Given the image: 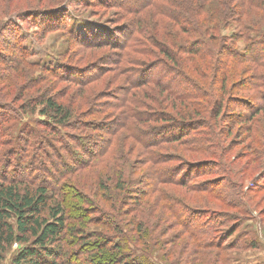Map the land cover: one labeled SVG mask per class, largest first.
I'll use <instances>...</instances> for the list:
<instances>
[{"label": "trees", "instance_id": "obj_1", "mask_svg": "<svg viewBox=\"0 0 264 264\" xmlns=\"http://www.w3.org/2000/svg\"><path fill=\"white\" fill-rule=\"evenodd\" d=\"M154 1L106 0L103 5L131 15L141 13ZM157 1L161 3L157 12L161 17L157 21V34H152L149 24L143 26L129 22L125 29H120L124 33L122 39L109 37L110 40L98 43L83 40L78 45L86 50L109 47L122 52L139 44L138 37L134 36L140 35L153 38L149 40L160 48L162 59L149 65H143L140 58L130 59L127 62L133 67L122 70V75H126L123 86L131 91L124 93L122 103L144 110L134 121L141 128L134 126L131 138L142 149L137 153V158L143 159L138 165L145 167L141 177L154 179L150 189L144 192L145 205H155L154 210L158 211L151 219L153 222L157 217L159 222H147L146 225L141 221L131 228L120 227L122 222L134 224L133 220H124L121 212L127 204L125 196L119 194L126 191V184L131 183L122 171L115 180L116 194L104 186L103 195H107L109 201L104 202L105 206L94 207L95 214H106L104 209L116 213V216L106 215L114 224H103L104 228L99 231L66 227L70 214L65 212L69 213V210H65L62 203L66 202L63 196L67 192L58 180H55L56 184L45 182L39 186L32 183L35 187L29 188L21 186L23 183L18 179L8 181L6 177L0 182V263L17 244L20 248L13 254L11 264H170L168 257H174L172 264H181L190 243L201 250H221L223 242L233 234L225 233L216 243L214 228H204L196 223L218 224L219 217H231L227 209L244 215L255 209L257 204L253 203L263 187L259 189L255 185L254 191L248 190L253 192L248 198L237 182L229 186L213 181L196 182L195 179L207 175L204 166L207 161L220 162L219 169L224 167L230 175H240L242 180L244 177L252 180L264 169V0ZM39 6L33 7L27 0H0V59H4L2 52L5 49H14L22 57H28L27 50L22 47L24 39L20 37L23 25L33 18L35 27H41L44 32L55 16L48 14L55 8ZM13 19L20 28L13 24ZM229 27H234L233 33L223 36L222 29ZM174 31L183 34L184 38L177 39ZM5 41H13V46L9 48ZM237 41L244 43L241 50L236 47ZM123 57L113 62L114 71ZM14 60H9L10 66L3 71L13 72L0 78V86L7 88L4 97L9 95L13 84L21 86H18L19 91L26 89L28 72L19 69L20 63L16 67ZM63 65L59 67L63 73L60 78H67L68 82L78 86L88 83L85 82L88 78L82 77L81 69L71 72L73 68ZM49 69L54 72L57 68ZM174 71L175 78H168ZM154 73L158 75L154 76ZM31 81L28 86H39L44 79ZM46 92L48 87L36 98L31 99L30 95L26 99L36 103L34 112L37 106L40 107L38 113L47 119L45 125H49L48 129L57 138L56 143L69 152L73 145L64 129L71 127L72 112ZM126 113L129 117L127 108ZM4 115L12 116V113L7 111ZM147 123L148 126H144ZM8 128L3 127L0 134ZM231 136L234 139H229ZM62 137L68 139L66 143ZM27 142L33 151L37 150V140L30 138ZM233 147H240L237 156L231 154ZM97 149L99 152L84 148L86 159L72 157L76 169L83 170L95 158L101 157L103 152L101 148ZM47 174L54 173L49 171ZM230 193L234 197H230ZM60 197H63L62 203L57 202ZM53 200L55 206L51 205ZM196 213L206 216L199 215L197 220ZM164 214H170L182 227L175 228L176 232L168 243H178L184 235L186 239L181 240V244L187 246L178 248L175 253L164 252L158 258L154 254L159 245L158 236L162 238L174 229L160 227L167 222ZM99 221L100 218L98 225ZM84 222L81 221L82 227Z\"/></svg>", "mask_w": 264, "mask_h": 264}, {"label": "rangeland", "instance_id": "obj_2", "mask_svg": "<svg viewBox=\"0 0 264 264\" xmlns=\"http://www.w3.org/2000/svg\"><path fill=\"white\" fill-rule=\"evenodd\" d=\"M27 1L31 2L33 7L40 5L42 8H55L50 10L51 13H48L55 14V16H53L47 30H44V32L41 27H35L33 18L27 25H23L24 28L20 32V37L24 39L22 47L27 50L28 57H22L14 49L1 51L4 59H0V78L4 74L13 72V70H8L6 73L3 71L10 66L9 60L14 59L15 66L18 67L20 63L21 67L19 69H25L28 75L25 80L26 89L19 91L18 88L21 86L13 84L7 97H4L7 88L0 86V131L3 127H9L8 131L0 134V142L2 143L0 144V155L2 154L0 157V182L1 179L6 177L8 181L13 178L20 180L24 184L21 185L23 187L34 188L33 184L39 186L45 182L49 184L58 180L57 182L63 185L65 192H67L66 196H63L65 203H62L61 198L63 197L57 199V202H61L65 210H69V213L65 211L70 214L65 223L66 227L89 228L90 231H99L104 228L103 224H114L112 219L106 218V215L116 216V213L113 214L112 211L104 209L106 214H95L93 213L94 207L105 206L104 202L109 201L107 195H103L102 188L107 186L115 193V180L122 171L131 183L126 184V191L119 194L121 197L125 196L127 204L121 212L124 220H133L134 224L126 225V222H122L120 227L131 228L141 221L146 225L147 222L150 224L159 222L157 217L154 218L153 222L151 219L154 213L158 211L154 210L155 205H145L147 199L144 192L150 189L154 179L149 180L148 176L141 177L142 168L145 169V167H143L144 165H138L142 164L143 159L137 158V153L141 152L142 149L131 138L133 127L141 128L134 124V121L137 119L139 112L144 110H136L125 102L122 103L124 93L131 92L126 86H123L126 82V75H122V70L133 67V64L127 62L130 59L138 60L140 58L143 65H149L158 61V59H162L160 48L149 40L153 38H142L140 35L134 36V38L138 37L139 44L136 45L137 47L135 46L132 50L127 48L122 52L120 50L113 51L108 49L109 47L101 50L90 47L86 50L80 46V43L83 40L98 43L104 39L110 40L109 37H115L116 40L122 39L124 33L120 29H125L129 22L143 26L149 24V30L152 34H157L159 32L157 21L161 18L157 12L161 3L156 0L141 13L128 15L114 7L103 5L107 3L106 0ZM31 14L35 13L32 12ZM32 15L31 17H34ZM13 24L19 25L16 20ZM123 31L126 32V30ZM233 31L234 27L222 29V35L229 36ZM168 33L170 32L168 31ZM174 34L178 36L177 39L184 38L181 33L174 31ZM170 36H173V34L170 33ZM1 38H4V36L2 35ZM5 43L8 47L10 46L9 48L13 46V41H5ZM243 45L242 41H237L236 47L241 50ZM122 56H124L122 63L117 64L116 71H114L113 62ZM63 63V66L68 65L71 69L73 68L71 72L81 69L82 77L88 78V81H85L88 83H81L78 86L71 81L68 82L67 78H60L63 73L60 71L62 67H59ZM50 67L57 69L51 72ZM153 75L157 76L158 73ZM175 76L176 72L174 71L168 78H175ZM41 78L44 79L42 85L28 86L32 82L31 80H40ZM19 80L21 81V79ZM46 87H48L46 93L57 98L58 102L72 112L73 122L71 127L64 129V133L70 140L69 142L73 145L69 152L56 143L55 139L57 138L48 129L49 125H45L47 119L38 113L40 107L37 106L34 112L36 103L26 99L30 95L31 99L36 98L41 92H45ZM126 108L129 110V117ZM7 111H10L12 116L4 115ZM118 114L120 115L118 116ZM144 126H148V123ZM109 132H112V136H109ZM30 138L38 142L36 151L28 146L30 143L28 144L27 141ZM67 138L62 137L65 143L68 140ZM229 139L234 138L231 136ZM74 142H77V144L74 145ZM81 145L86 146L84 148L89 149L90 152L91 150L99 152L100 149H97V147L101 148V152H103L101 157L95 158L90 166L83 170L76 169L75 163H72L71 160L72 157L77 156L86 159L87 154H85ZM239 148L233 147L231 150L232 156H237ZM124 160H126V163ZM219 165L220 162L207 161L204 165L208 170L207 175L200 176L195 181H213L218 182V184L225 183L229 186L231 183L237 182L243 192L248 194V198L253 196L252 191L256 188L255 185L259 189L264 188V169L260 174L255 175L252 180L245 177L242 180L240 175L237 177L230 175L224 167L219 169ZM170 167H173V165ZM35 168L36 170L33 171ZM59 170L61 171L59 172ZM49 171H53L54 174L48 175L47 172ZM230 192L233 194L232 189H230ZM232 194L230 197H234ZM52 199H55V196ZM82 200L83 204L81 203ZM253 204L257 205L249 214L244 215L236 213V210L227 209L226 212L231 217L225 219L219 217L220 223L218 224L211 222L207 224H203V222L196 223L198 226H204V228L209 226L214 228L213 237L217 238L216 243L220 242L219 238L225 233L233 232V234L223 242L221 250L215 248L201 250L195 248L192 245L193 242L190 243L188 248L185 249L181 264H186L187 261L189 264H222L223 261L224 264H264V189L261 192L259 191ZM51 205L55 206L54 200L51 201ZM199 215L204 216V218L206 216L203 213H196L197 220L200 218ZM99 218L101 219L99 221L100 225L97 223ZM163 218L167 222L161 224L160 227L174 229L169 230L162 238L158 236L159 245L154 252L158 258L164 252H174L178 248L183 249L187 246L181 244V240L186 239L184 235L178 243H168L176 232L175 228L182 227L175 223L170 214H164ZM81 221H85L83 227ZM10 222L14 223V220H10ZM233 228H235V231H232ZM231 241L235 242L233 245L235 247L228 246L232 243ZM254 243L255 246H253ZM161 245L163 246L161 247ZM19 248V245L14 244L0 264H11L13 254ZM168 258V263L172 264L174 257ZM186 259L188 260L186 261Z\"/></svg>", "mask_w": 264, "mask_h": 264}]
</instances>
